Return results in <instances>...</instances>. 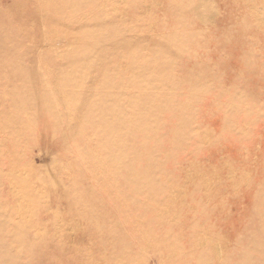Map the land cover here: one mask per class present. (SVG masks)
<instances>
[{
    "label": "rangeland",
    "instance_id": "1",
    "mask_svg": "<svg viewBox=\"0 0 264 264\" xmlns=\"http://www.w3.org/2000/svg\"><path fill=\"white\" fill-rule=\"evenodd\" d=\"M0 264H264V0H0Z\"/></svg>",
    "mask_w": 264,
    "mask_h": 264
}]
</instances>
